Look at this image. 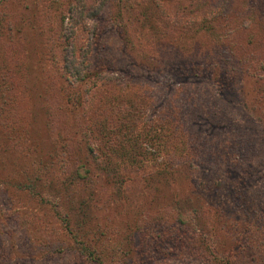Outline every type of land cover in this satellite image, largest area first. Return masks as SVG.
<instances>
[{
    "label": "rangeland",
    "instance_id": "374dc122",
    "mask_svg": "<svg viewBox=\"0 0 264 264\" xmlns=\"http://www.w3.org/2000/svg\"><path fill=\"white\" fill-rule=\"evenodd\" d=\"M74 2L0 0V264H264V0H103L79 83Z\"/></svg>",
    "mask_w": 264,
    "mask_h": 264
},
{
    "label": "trees",
    "instance_id": "16d2710c",
    "mask_svg": "<svg viewBox=\"0 0 264 264\" xmlns=\"http://www.w3.org/2000/svg\"><path fill=\"white\" fill-rule=\"evenodd\" d=\"M100 2V5H96L95 6H91L88 5L86 3V0H75V2L72 5H69L68 7V20H69V25L67 27V34H65V37L67 38V46L65 48V54H64V61H65V69L67 70V72H69V74L74 77V81H72V83L75 82H82L86 79L87 76V69L83 68V63L81 62L80 64H75L74 62V58H75V50L74 47L77 44L74 41V36L78 30L79 27H81L82 29H84V27H86V23L95 18L96 16H98L99 14H101V7L103 5V0H98ZM66 30V29H65ZM87 44H85V46L80 47V52L86 55H89V52L87 50ZM89 45V44H88ZM259 87H261V92L264 91V84L260 85ZM259 101V99H257ZM159 125V127L163 130L167 129V128H173L174 126H171L169 121L163 120L161 122L157 123ZM124 128L129 127L130 123L127 122V124H123L121 127ZM123 128V129H124ZM161 168L160 171L162 172H169L170 168L173 167V164L171 161H167V160H163V162L160 165ZM83 169V170H81ZM90 171V167H88L86 165V163H83L81 165V168H79V176L80 177H84L85 175H87V173ZM83 172H87L86 174H83ZM165 172V173H166ZM82 249L86 252H88L90 255H94V258H97V256H95L94 251L88 250L86 247H82Z\"/></svg>",
    "mask_w": 264,
    "mask_h": 264
}]
</instances>
